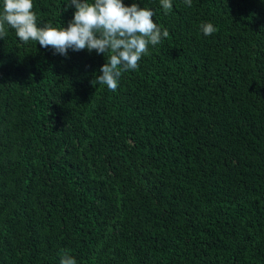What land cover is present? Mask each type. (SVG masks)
<instances>
[{"label": "trees", "instance_id": "trees-1", "mask_svg": "<svg viewBox=\"0 0 264 264\" xmlns=\"http://www.w3.org/2000/svg\"><path fill=\"white\" fill-rule=\"evenodd\" d=\"M122 2L169 36L115 92L108 53L6 26L0 264H264V0ZM67 3L33 0L38 26L67 27Z\"/></svg>", "mask_w": 264, "mask_h": 264}, {"label": "clouds", "instance_id": "clouds-1", "mask_svg": "<svg viewBox=\"0 0 264 264\" xmlns=\"http://www.w3.org/2000/svg\"><path fill=\"white\" fill-rule=\"evenodd\" d=\"M183 2L192 6V0ZM160 4L165 14L172 10L171 0H160ZM69 7L75 11L67 27L56 28L51 24L41 27L32 10L33 0H3L0 39L6 37L7 26L14 30L19 41L38 42L40 47L51 48L61 56L66 57L69 49L94 50L103 56L108 53L100 74L95 75V83L115 92L122 73L136 70L149 46H156L169 36L167 29L153 21L155 13L136 3L125 6L122 0H68L63 10ZM200 30L204 36L216 32L212 23L201 24ZM59 264H76V260L65 252L60 255Z\"/></svg>", "mask_w": 264, "mask_h": 264}]
</instances>
